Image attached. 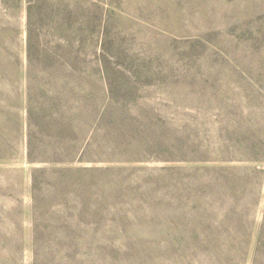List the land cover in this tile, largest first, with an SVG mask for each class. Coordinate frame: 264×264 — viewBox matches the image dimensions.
Instances as JSON below:
<instances>
[{"label": "rangeland", "instance_id": "1", "mask_svg": "<svg viewBox=\"0 0 264 264\" xmlns=\"http://www.w3.org/2000/svg\"><path fill=\"white\" fill-rule=\"evenodd\" d=\"M51 1L99 38L29 80L28 2L0 0V264H264V0Z\"/></svg>", "mask_w": 264, "mask_h": 264}, {"label": "trees", "instance_id": "2", "mask_svg": "<svg viewBox=\"0 0 264 264\" xmlns=\"http://www.w3.org/2000/svg\"><path fill=\"white\" fill-rule=\"evenodd\" d=\"M45 2L50 7L51 13H40V15L47 14L49 18V28L54 30L60 35V39L57 42H62L63 44H58L56 46L58 52L54 49H44L43 47L38 46L34 38V33L32 30L33 21L36 17V10L42 9L40 7V2ZM28 2V39H27V57H28V77L29 80L34 78H48L46 84L51 85V79L54 74H62L71 76L76 72V65L74 64L72 57L74 56V43L78 38L80 39H90L92 47L97 45L99 38V18L97 13L88 8L89 13H84V8L82 13H79L80 7L71 4L66 5L64 8L59 7V4L51 0H27ZM87 12V11H86ZM39 14V13H38ZM44 19V17H41ZM67 55V57H66ZM66 58V59H65ZM65 59V60H64ZM62 60L64 62L62 63ZM67 91H57L47 97L46 102L39 104L40 111H45L48 109V112H41L40 114L44 117V123L51 124L52 129L60 133L65 128H70L69 121L65 118L63 112L58 113L54 111L55 103L53 101V96L63 95ZM48 106V107H45ZM36 107L32 103H29L28 108V127L29 132L32 131V124L34 122L36 114H38ZM30 137V136H29ZM29 147H28V160L31 163L36 162H45L48 159L44 158L42 155H38L36 148L32 143V140L29 138ZM57 159L52 161H59L63 159L59 156H56Z\"/></svg>", "mask_w": 264, "mask_h": 264}]
</instances>
